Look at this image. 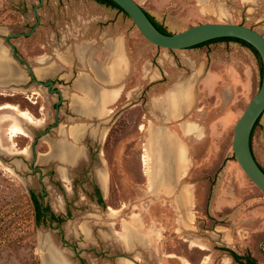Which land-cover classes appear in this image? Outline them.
Here are the masks:
<instances>
[{
  "label": "rangeland",
  "instance_id": "1",
  "mask_svg": "<svg viewBox=\"0 0 264 264\" xmlns=\"http://www.w3.org/2000/svg\"><path fill=\"white\" fill-rule=\"evenodd\" d=\"M59 1L53 9L57 23L52 26L51 8L44 0L36 30L11 38L28 61L32 53L54 50L55 38L62 36L61 5L76 1L75 12L96 18L108 10L90 0ZM39 2L0 0V47L5 50L0 61L6 67L12 62L15 74L21 72L25 79L18 83V75L0 76V264H240L225 247L264 264V194L232 148L235 124L261 86L262 58L232 41L174 50L180 67L188 69L185 79L193 83L197 96L186 116L172 123L164 120L147 104L153 94L147 86L134 97L140 99L138 106L119 111L110 120L102 155L95 144L89 163L70 167L54 160L44 165L39 151L51 147L54 152L63 103L60 122L54 126L59 94L35 82L6 41L8 34L32 29ZM142 3L170 31L227 21L264 30V0ZM165 3L160 14L158 6ZM116 11L119 19L132 22L129 15ZM216 60L225 63L218 68L220 77L206 82ZM203 63L209 66L206 71L190 80ZM46 129L35 146L34 161L33 142ZM253 148L264 167V114L253 135ZM102 170L109 178L105 205L94 194ZM31 190L44 191V204L58 215L66 216L70 210L72 217L62 224H37Z\"/></svg>",
  "mask_w": 264,
  "mask_h": 264
},
{
  "label": "crops",
  "instance_id": "2",
  "mask_svg": "<svg viewBox=\"0 0 264 264\" xmlns=\"http://www.w3.org/2000/svg\"><path fill=\"white\" fill-rule=\"evenodd\" d=\"M90 1L103 7L95 0ZM46 2L51 8L53 26L57 23L53 9L59 7L60 1ZM137 2L155 18L143 5L142 0ZM165 5L166 3L158 6L160 14L163 13ZM76 6V1L61 5L62 36L60 39L55 38L54 50L32 53L29 57L35 77L45 81L54 80L64 95L62 123L56 128L57 137L52 142L55 153H52L51 147H44L39 151V158L44 165H49L54 160L70 167L89 163L91 147L95 144L99 145V154L102 155L111 131L110 120L117 112L138 106L140 99L134 97L140 96L147 86L153 90L147 104L170 123L186 116L197 100L193 83L185 79L188 69L180 67L177 52L173 51L198 47L162 48L145 38L137 26H134L133 21L119 19L116 9L112 10V7L104 6L108 10H104V15L100 13L96 18L95 15H86L82 11L75 12L73 8ZM257 30L264 34V30ZM223 64L224 61L216 60L210 67L205 81L218 79V68ZM2 65L4 67L0 66V76H6V66ZM206 66L209 67L204 63L197 65L190 80L193 77L199 79L206 71ZM17 75V82L22 83L25 80L24 75L21 72ZM188 82L192 94L191 100L186 102L181 100L179 91ZM160 88L163 90L159 91ZM30 112L34 118H40L39 115H34L33 111ZM19 125L23 128L21 123ZM160 143L164 145L162 141ZM99 158L104 164L103 156L99 155ZM98 177L97 183L104 196V188L109 185V178L104 170Z\"/></svg>",
  "mask_w": 264,
  "mask_h": 264
},
{
  "label": "water",
  "instance_id": "3",
  "mask_svg": "<svg viewBox=\"0 0 264 264\" xmlns=\"http://www.w3.org/2000/svg\"><path fill=\"white\" fill-rule=\"evenodd\" d=\"M121 6L130 16L142 35L150 42L167 49H185L218 37H237L251 43L260 52L263 61V75L259 90L248 103L242 115L238 119L234 127V135L232 148L234 155L241 165L247 176L257 185L264 194V168L256 158L252 144V130L259 117L264 113V34L254 27L243 23L227 22H202L192 25L181 31L165 33L161 31L151 20L147 11L141 6L137 0H113ZM44 0H40L34 6V14L37 18L36 23L28 32H20L8 34L6 37L7 43L12 47L14 57L21 63L27 66L31 77L35 82L45 85L51 92L59 94V100L56 102V123L60 122V104L63 102V92L59 88H54V80H41L35 77V73L31 63L20 56L17 46L11 41L12 37L32 34L41 22V16L38 8L41 7ZM53 126V125H52ZM48 132V129L40 133L33 142L34 161L37 159V151L35 146L39 137ZM32 168L38 170L43 176V172L39 168L31 164ZM62 236L63 233H62Z\"/></svg>",
  "mask_w": 264,
  "mask_h": 264
},
{
  "label": "trees",
  "instance_id": "4",
  "mask_svg": "<svg viewBox=\"0 0 264 264\" xmlns=\"http://www.w3.org/2000/svg\"><path fill=\"white\" fill-rule=\"evenodd\" d=\"M95 1L98 2L99 4L103 5V6L113 7V8L119 9V10L123 11L124 13H126L128 15V13L113 0H95ZM148 15L150 16V18L153 21V23L161 31H163L165 33H172L173 32V31L168 30L164 26L163 23H161L158 20H156L152 15H150L149 13H148ZM217 41H230V42L232 41V42L240 43L243 46H246V47L250 48L253 52H255L261 58V54L256 49L255 46H253L248 41H246L244 39H241V38H237V37H218V38L210 39V40H207L205 42L199 43V44L194 45V46L189 47V48L204 46V45H208V44H211V43L217 42ZM262 75H263V66H261V78H262ZM261 81H262V79H261ZM60 106H62V103L60 104ZM262 115L259 117V119L255 123L254 128L252 130V136H251L252 148H253V135H254L256 126L258 125ZM253 152H254V148H253ZM254 154H255V152H254ZM31 193H32V196H33V200H34L35 207H36V212H37L36 213L37 224H39V225L42 224V223L43 224H52L55 221L59 222V224H62L64 221H66L67 219L72 217V213H71L70 210H68V213H67L66 216L58 215L55 212H53L48 205L44 204V200H43L44 191L41 192L40 194H37L34 190H31ZM94 194L96 195L97 201L99 202V204H103V205L106 204L104 196H103V193H102V190H101V187H100V185L98 183H94ZM223 249L228 251L231 254V256L235 259V261L240 263V264H263L262 262L258 261L254 256H252L250 254L242 255V254H240V253L236 252L235 250H233L231 248H228V247H225Z\"/></svg>",
  "mask_w": 264,
  "mask_h": 264
},
{
  "label": "bare ground",
  "instance_id": "5",
  "mask_svg": "<svg viewBox=\"0 0 264 264\" xmlns=\"http://www.w3.org/2000/svg\"><path fill=\"white\" fill-rule=\"evenodd\" d=\"M0 43H1V41H0ZM2 45V44H1ZM4 45V44H3ZM2 47V46H1ZM1 47H0V59L1 58H3V55H4V53H5V50H1ZM5 60V59H4ZM7 62H9V60L7 61ZM2 64H5V62L4 63H1V61H0V66H3ZM9 64V63H8ZM6 66V65H5ZM10 66V65H9ZM9 66H7V67H5L4 69H6V74H7V76H9V74H11V76H14V75H17V74H15L16 73V70H15V68H12L11 66L9 67ZM4 67V66H3ZM4 78V77H3ZM5 78H7V77H5ZM16 78V77H15ZM8 79V78H7ZM10 79V78H9ZM191 94H192V90H191V85L189 84V82L187 83V85L186 86H184L180 91H179V95L181 96V100H183V101H186V102H189L190 100H191ZM184 108V107H183ZM193 125V124H192ZM194 127V126H193ZM192 129V128H191ZM17 135V134H16ZM12 137H13V135H12ZM1 139V138H0ZM151 157H152V154L151 153H149V155H148V166H150L151 168H152V166H153V164H152V162H151ZM152 169H149V172H150V174L152 173V171H151ZM185 189V188H184ZM127 229V228H126ZM124 230H125V228H124ZM123 231V230H122ZM125 233V232H124ZM146 237V236H145Z\"/></svg>",
  "mask_w": 264,
  "mask_h": 264
}]
</instances>
